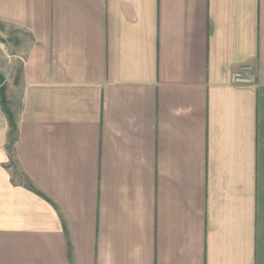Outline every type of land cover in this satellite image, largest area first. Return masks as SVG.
Wrapping results in <instances>:
<instances>
[{"label":"crops","instance_id":"crops-1","mask_svg":"<svg viewBox=\"0 0 264 264\" xmlns=\"http://www.w3.org/2000/svg\"><path fill=\"white\" fill-rule=\"evenodd\" d=\"M0 26V264H264V0H0Z\"/></svg>","mask_w":264,"mask_h":264},{"label":"rangeland","instance_id":"rangeland-1","mask_svg":"<svg viewBox=\"0 0 264 264\" xmlns=\"http://www.w3.org/2000/svg\"><path fill=\"white\" fill-rule=\"evenodd\" d=\"M17 36L13 30L0 26V72L7 77L13 71L17 73L21 65L20 56L15 53L19 39Z\"/></svg>","mask_w":264,"mask_h":264},{"label":"trees","instance_id":"trees-1","mask_svg":"<svg viewBox=\"0 0 264 264\" xmlns=\"http://www.w3.org/2000/svg\"><path fill=\"white\" fill-rule=\"evenodd\" d=\"M3 82H4V78L2 75H0V105L9 122V127H10L9 142L10 145H12L16 140L17 129H16L14 117L11 111L9 110L8 102L5 97V87L3 85Z\"/></svg>","mask_w":264,"mask_h":264},{"label":"built area","instance_id":"built-area-1","mask_svg":"<svg viewBox=\"0 0 264 264\" xmlns=\"http://www.w3.org/2000/svg\"><path fill=\"white\" fill-rule=\"evenodd\" d=\"M232 81L239 85H255L256 71L253 66L243 65L234 71Z\"/></svg>","mask_w":264,"mask_h":264}]
</instances>
